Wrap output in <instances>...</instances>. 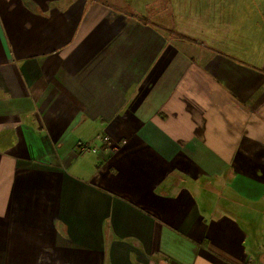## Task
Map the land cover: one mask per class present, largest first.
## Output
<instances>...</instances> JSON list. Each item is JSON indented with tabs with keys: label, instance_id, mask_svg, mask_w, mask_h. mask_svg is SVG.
<instances>
[{
	"label": "crops",
	"instance_id": "obj_1",
	"mask_svg": "<svg viewBox=\"0 0 264 264\" xmlns=\"http://www.w3.org/2000/svg\"><path fill=\"white\" fill-rule=\"evenodd\" d=\"M251 3L0 0V264H264Z\"/></svg>",
	"mask_w": 264,
	"mask_h": 264
},
{
	"label": "rangeland",
	"instance_id": "obj_2",
	"mask_svg": "<svg viewBox=\"0 0 264 264\" xmlns=\"http://www.w3.org/2000/svg\"><path fill=\"white\" fill-rule=\"evenodd\" d=\"M248 1L252 2L251 4H254L255 5V8H256V19H257V21H264V0H241V9H240L241 11H239L240 12V17L234 16L235 15L234 14L233 15V19H234V17L239 18V19L242 18V20L244 19V17H245V13L244 12L246 10ZM235 13H236V11H235ZM228 18L229 17H226V19H228ZM178 21H182L181 18L178 17ZM233 24H235V23H233ZM234 34L235 35H238L239 34V36H241L240 40H242V37L244 35L243 32H238L237 30H234ZM198 37L199 36H195L194 35V38L196 39V41L201 44V42H200L201 39H200V37L199 38ZM211 186L212 185H208L207 182L206 183H203V187H205L206 189L208 187L210 188L204 194H207L208 193L209 195L213 196L214 199H216L217 196L215 194L218 191H216L217 190L216 188H214L213 186L211 187ZM220 199H221L220 202L223 203L224 205H226L227 203H229L225 198L220 197Z\"/></svg>",
	"mask_w": 264,
	"mask_h": 264
},
{
	"label": "built area",
	"instance_id": "obj_3",
	"mask_svg": "<svg viewBox=\"0 0 264 264\" xmlns=\"http://www.w3.org/2000/svg\"><path fill=\"white\" fill-rule=\"evenodd\" d=\"M103 144L104 145H110V139L108 137L103 138ZM76 149L79 154L83 153H94L96 154L98 150L95 147L90 146L89 144L85 142H77Z\"/></svg>",
	"mask_w": 264,
	"mask_h": 264
}]
</instances>
